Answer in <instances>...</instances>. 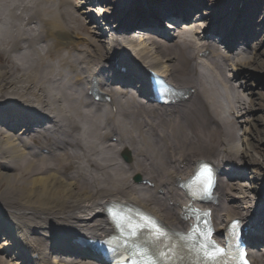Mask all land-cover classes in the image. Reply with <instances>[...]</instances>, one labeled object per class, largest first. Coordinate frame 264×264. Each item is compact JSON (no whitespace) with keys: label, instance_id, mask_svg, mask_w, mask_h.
<instances>
[{"label":"bare ground","instance_id":"6f19581e","mask_svg":"<svg viewBox=\"0 0 264 264\" xmlns=\"http://www.w3.org/2000/svg\"><path fill=\"white\" fill-rule=\"evenodd\" d=\"M88 1L0 0V236H7L3 246L9 244L0 245V252L14 250L12 257L0 256V264H103L85 243L113 232L108 205L130 209L125 223L152 243V264H217L183 242L178 259L170 263L165 257L163 250L178 237L173 232L187 234L193 226V219L182 216L188 207L209 212V235L222 248L226 227L239 220L252 264H264V248L259 254L254 249L264 245V187L248 189L255 194L250 197L248 187L233 181L249 159L260 163L252 143L245 142L249 132L243 137L236 122L245 118L250 125L252 100L229 75L254 74L255 57L245 49L237 56L218 52V39H187L192 29L220 33L211 23L200 27L202 12L177 28L171 52L154 34L108 38L92 25L105 13ZM188 1L109 0L106 9L118 21L128 14L127 25L157 28L173 11L191 20L203 0ZM234 1L245 7L249 0ZM239 17L219 41L230 52L239 47L233 40L248 31L247 18ZM187 62L194 66L186 69ZM151 72L173 89L194 94L174 107L155 104ZM115 81L121 84L113 86ZM126 84H138L141 99L136 91L127 96ZM105 96L111 101H103ZM261 136L258 144H264ZM202 163L217 170L219 205L195 204L179 188L189 180L191 187ZM257 177L264 180V163ZM52 252L57 255L50 259Z\"/></svg>","mask_w":264,"mask_h":264},{"label":"rangeland","instance_id":"374dc122","mask_svg":"<svg viewBox=\"0 0 264 264\" xmlns=\"http://www.w3.org/2000/svg\"><path fill=\"white\" fill-rule=\"evenodd\" d=\"M89 1H91L92 5L94 6L92 7L93 9H101V12L105 13L103 17L99 19H94L93 21L96 24L92 25L99 26L100 30L102 29V31H104V34H106L109 38L112 33L114 34V29L117 25V22L115 21L118 20L116 16H113V12H111L109 9H106L107 2L109 0ZM188 2H190V0ZM196 7L197 10L193 13H205L204 15L200 14L201 18H203V21L199 23L200 27L204 28L206 24L211 23L213 29L216 28L220 32L218 33L220 37L225 35L224 29H227L230 34V32L232 31L231 26L235 28L236 20H241L239 16H242V18H247V23L245 24V27H247L246 29L248 31L244 36L245 38L239 41L240 44L238 49L236 51L234 49V51L232 50V52H230L226 48V46L218 44L217 50L218 52L222 51L228 53L229 55L237 56L238 52H240L242 49H245V53L248 54V57H255V62H252L250 65L251 69L254 70V72L256 71L254 74H240L235 79H233L232 73H230L229 75L232 77V82L236 87L239 88V85H242V88H240L238 91L249 100H252V114L249 117L250 125L245 124V118L238 119L236 122L238 127L240 128V134L243 137L246 130L249 132V134L245 135L244 137L247 138L245 139V142L250 141V143H252L254 148L251 150V154L258 157L260 159V163L259 161L256 162L252 159H249L247 163L248 165L246 167V170H248L246 171V176H235L233 181H238L243 187H248L245 188V190L247 191L253 186H255L256 188H262L264 187V180L262 181L260 177H257V175L260 174L261 164L264 163V158H262L264 156V144L261 142L258 144L257 140L262 138L261 135L264 132V74L259 76L260 74L257 71L262 65V61L264 62V0H249L245 7H242L240 5L236 6L234 0H203L198 3ZM74 11L79 14V11H76L75 9ZM229 21L230 23H228ZM189 22H191V20H188L187 23ZM85 23L88 25L89 20H85ZM181 23L183 22H180V24ZM92 25L90 26L92 27ZM241 26L243 27L244 25ZM197 31H201V29L195 30L191 34L187 35L186 38L199 42L200 40H202L201 37L203 35L201 33L197 34ZM214 37L216 38L217 36ZM225 37L227 38V35H225ZM160 41L161 43H164L167 46V51L171 52L174 51L177 38L176 36H167L166 39ZM145 45H147V43H145ZM191 66L193 67L194 65H191L190 62H187L185 64L186 69ZM262 68L264 71V64L262 65ZM1 105L4 106L5 102ZM18 107L24 108L23 105H18ZM115 141L116 139L113 140V142ZM257 180L261 182H258ZM248 193L250 197H255V194L252 191L249 190ZM236 195L240 196L237 192ZM3 238L7 239V236H0V245L6 242V240L4 241ZM6 245L7 246H2L7 249L9 247V244ZM3 255H9V257H12L14 255V250H11L10 252H0V256ZM55 255L57 254H55V252H52L50 255V259ZM5 260L7 261V263L9 262L8 259Z\"/></svg>","mask_w":264,"mask_h":264},{"label":"snow or ice","instance_id":"6c2138e0","mask_svg":"<svg viewBox=\"0 0 264 264\" xmlns=\"http://www.w3.org/2000/svg\"><path fill=\"white\" fill-rule=\"evenodd\" d=\"M162 26L167 27V28H171V27H172V24L169 22V23L163 24ZM25 111H27V110H25ZM2 115H3V114L0 113V119H2ZM198 180H199V177H196L195 180L193 181V183L197 182ZM209 182H211V177H209ZM105 213H107V206H105ZM139 227H147V224H145V225H140ZM133 234H135L134 231H133ZM205 239L207 240V242H208L209 244L212 243L210 240H208L207 235L205 236ZM217 251L222 252L223 249H217ZM242 255H246V254H242ZM210 258H211V259H215V256H211V255H210ZM241 264H247L246 259H242V260H241Z\"/></svg>","mask_w":264,"mask_h":264}]
</instances>
